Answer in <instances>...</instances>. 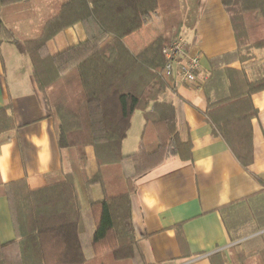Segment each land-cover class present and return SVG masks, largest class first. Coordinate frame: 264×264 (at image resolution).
Wrapping results in <instances>:
<instances>
[{"label": "trees", "instance_id": "1", "mask_svg": "<svg viewBox=\"0 0 264 264\" xmlns=\"http://www.w3.org/2000/svg\"><path fill=\"white\" fill-rule=\"evenodd\" d=\"M221 2L233 28L236 56L242 62L252 59L254 49H264V0ZM38 3L37 22L25 29L27 24L16 25L13 17L35 1L0 0V45L7 38L30 57L59 148L79 165L87 188L99 185L103 197L84 208L70 170L64 181L38 189H31L26 178L0 183L17 234L0 245V264H148L133 223L132 196L137 180L169 158H191L192 143L181 139L173 104L161 100L175 81L165 71L163 48L183 27L194 26L200 0ZM155 10L161 11L164 31L135 54L124 39ZM77 22L84 25L87 39L51 53L49 41ZM225 73L228 93L208 100L205 117L213 134L248 167L253 161L252 119L258 114L252 95L264 90V74L251 80L244 68H226ZM136 111L145 120L140 145L124 154L123 141ZM14 126L8 107L0 108V133ZM88 147L97 165L92 177L86 175ZM177 233L182 240L180 225ZM231 254L233 264H264V249L252 255L233 249Z\"/></svg>", "mask_w": 264, "mask_h": 264}, {"label": "crops", "instance_id": "2", "mask_svg": "<svg viewBox=\"0 0 264 264\" xmlns=\"http://www.w3.org/2000/svg\"><path fill=\"white\" fill-rule=\"evenodd\" d=\"M33 1L28 11L13 17L14 22L18 18L16 25L37 22L41 6ZM163 31L161 11L155 10L145 14L143 26L124 41L137 54ZM181 35L190 53L200 58L201 88L180 81L176 71L173 87L161 100L173 104L181 139L192 143L191 158L171 157L137 180L133 223L148 264H233V249L247 255L264 249V90L252 95L258 114L252 119L253 161L248 167L213 134L205 111L210 98L228 93L226 68H244L251 80L262 74L254 69L257 56L245 62L236 56L233 28L221 0H200L194 26L183 27ZM86 39L84 25L77 22L51 39L49 50L56 54ZM5 106L15 126L0 133V183L26 178L31 189H38L64 181L70 170L84 208L102 199L101 187L87 188L79 165L59 148L31 59L7 38L0 45V108ZM137 112L123 141L124 154L140 145L145 120ZM87 153L86 175L92 177L97 171L93 148ZM16 238L8 198L0 196V245Z\"/></svg>", "mask_w": 264, "mask_h": 264}, {"label": "built area", "instance_id": "3", "mask_svg": "<svg viewBox=\"0 0 264 264\" xmlns=\"http://www.w3.org/2000/svg\"><path fill=\"white\" fill-rule=\"evenodd\" d=\"M166 58L165 71L167 74L178 72L179 80L194 84L196 88H201L198 84L199 72L201 70L200 58L189 51L187 38L180 35L163 48Z\"/></svg>", "mask_w": 264, "mask_h": 264}, {"label": "rangeland", "instance_id": "4", "mask_svg": "<svg viewBox=\"0 0 264 264\" xmlns=\"http://www.w3.org/2000/svg\"><path fill=\"white\" fill-rule=\"evenodd\" d=\"M27 22V23H26ZM25 23L27 24V27L25 25V29H29L31 28L33 25H35L34 23L31 24L29 20L25 21ZM257 54V55H256ZM257 56V60H256V66H255V71L259 74H262L264 73V49H254V57ZM261 75V76H262ZM260 77V76H259ZM257 79V78H256ZM138 113V117H141V119H143L142 115H141V112H137ZM135 126L134 127H137V120L134 122ZM135 131V130H134ZM133 134V132H132Z\"/></svg>", "mask_w": 264, "mask_h": 264}]
</instances>
